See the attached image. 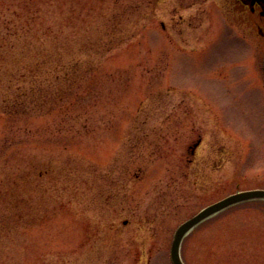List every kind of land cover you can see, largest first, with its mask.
<instances>
[{"label":"rangeland","instance_id":"1","mask_svg":"<svg viewBox=\"0 0 264 264\" xmlns=\"http://www.w3.org/2000/svg\"><path fill=\"white\" fill-rule=\"evenodd\" d=\"M41 1L101 47L72 104L0 113V264H172L182 223L264 189V36L223 0ZM47 167L71 180L29 185L21 198L43 201L15 206L20 176ZM180 253L185 264H264V200L202 222Z\"/></svg>","mask_w":264,"mask_h":264},{"label":"trees","instance_id":"2","mask_svg":"<svg viewBox=\"0 0 264 264\" xmlns=\"http://www.w3.org/2000/svg\"><path fill=\"white\" fill-rule=\"evenodd\" d=\"M43 2L0 0V113L3 115L44 116L63 109L80 94L86 75L95 68L91 50L97 46L100 50L99 40L94 43L88 34L82 37L77 29L71 30L78 27L76 19L64 18L63 5ZM70 11L75 16L76 10L71 7ZM60 171L55 173L47 167L33 170V175L20 176L21 182L15 183L18 196L15 206L37 203L38 195L21 198L30 189L29 185L46 191L51 186L49 176H55V182L71 180L69 174ZM42 193L38 196L40 203L46 192ZM7 218L4 214L0 221L7 222ZM27 218L22 212L14 216L17 223H29Z\"/></svg>","mask_w":264,"mask_h":264},{"label":"water","instance_id":"3","mask_svg":"<svg viewBox=\"0 0 264 264\" xmlns=\"http://www.w3.org/2000/svg\"><path fill=\"white\" fill-rule=\"evenodd\" d=\"M264 69V63H263ZM253 199H264V190H251L238 192L232 194L200 211L197 215L184 222L177 229L174 241L171 247V260L173 264H185L181 258L180 249L181 244L185 236L193 230L197 225L206 219L218 214L219 212L236 205L238 203L253 200Z\"/></svg>","mask_w":264,"mask_h":264},{"label":"flooded vegetation","instance_id":"4","mask_svg":"<svg viewBox=\"0 0 264 264\" xmlns=\"http://www.w3.org/2000/svg\"><path fill=\"white\" fill-rule=\"evenodd\" d=\"M232 11L235 20L248 24L258 34L264 36V0H223ZM248 26V27H249ZM199 144V143H198ZM197 146V145H196ZM196 147L192 148L195 155Z\"/></svg>","mask_w":264,"mask_h":264}]
</instances>
